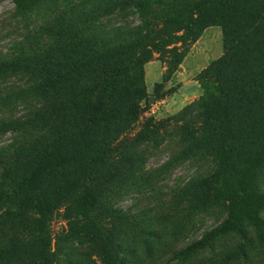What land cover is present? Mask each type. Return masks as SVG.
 <instances>
[{
	"label": "rangeland",
	"instance_id": "obj_1",
	"mask_svg": "<svg viewBox=\"0 0 264 264\" xmlns=\"http://www.w3.org/2000/svg\"><path fill=\"white\" fill-rule=\"evenodd\" d=\"M244 8V0H41L23 12L14 0H0V255L12 254L0 264H32L35 257H20L41 248L45 262L35 264H103L96 232L126 264H264V241L247 222L244 236H207L229 207L216 196L222 186L204 131L203 86L217 96L225 77L245 71L239 66L247 48L237 33L256 34L238 24ZM59 23L67 35L91 27L101 30L102 41L126 46L116 65L136 111L105 124V161L97 165L78 129L103 96L89 94L85 83L52 93L47 106L19 95L37 82L28 61L35 50L48 44L63 57L68 37L49 36ZM253 30L264 32V23ZM257 53L249 70L264 74V40ZM222 59L227 66H211ZM48 151L55 157L52 181L22 198L16 177ZM258 178L264 192V169ZM74 179L98 198L96 212L82 209L84 189H72Z\"/></svg>",
	"mask_w": 264,
	"mask_h": 264
},
{
	"label": "trees",
	"instance_id": "obj_2",
	"mask_svg": "<svg viewBox=\"0 0 264 264\" xmlns=\"http://www.w3.org/2000/svg\"><path fill=\"white\" fill-rule=\"evenodd\" d=\"M40 1L14 0V3L17 9L26 12L35 9ZM205 1L225 5L237 0ZM244 1L245 8L238 24L245 33L250 30L256 34L255 37L251 35L242 37L241 33H237L241 43L247 48L239 66L245 71L235 80L232 77H225L223 88L216 94L217 96H214L213 90L208 86H203L201 110L205 118L204 131L213 143L218 158L222 186V191L216 196L224 197L229 207L227 219L207 236L216 237L229 232H238L244 236L245 222H247L256 229L264 241V218L261 216L264 211V192L257 182L260 171L264 169V74L249 70L254 66L251 65L254 55L258 54L257 46L264 40V32L257 33V30H253L256 23L258 25L264 23V0ZM197 11L195 9L194 13ZM190 20H194L192 15ZM62 26L59 23L53 29L51 27L49 36L68 37L61 43L66 47L62 49L63 57L57 58L56 49H52L48 44L35 50L34 55L28 57V61L33 64L32 70L37 82L34 89L23 90L19 95H34L47 106L55 100L52 93L64 89H80L85 83L84 90L89 94H94L96 98L103 96L104 100L92 108L89 123L78 129L79 136L89 142L93 149V154L89 158L90 163L97 165L105 161V153L101 146L105 124L120 116L126 109L129 110V115L133 114L136 108L131 92L122 77L123 70L116 65L118 55H124L126 46L122 43L102 41L103 35L100 29L80 27L74 30L73 34L70 32L67 35L66 30H62ZM171 41H173L172 37L166 39L164 44L168 45ZM218 64L224 67L228 65V61L215 60L211 66ZM31 151L33 147L26 152ZM54 159L52 151H48L42 156H36L20 170L16 179L22 191L20 192L22 198L35 197L38 191L42 192L43 187L52 181ZM77 186H82L84 189V198L80 203L82 209L87 214L96 212L99 206L98 198L89 186L74 179L72 189ZM5 198H9V195ZM49 206L50 204L47 208ZM35 207L38 212L44 213L41 210L45 206L40 201H37ZM40 226L38 229H41ZM95 228L96 226H91L92 230ZM41 242L43 245L42 240ZM96 243L101 245L100 255L103 264H126L119 252L109 247L105 238L100 237L98 232H96ZM40 251L39 254L24 253L20 259L25 257L28 260V256L31 255V258L35 257L31 260L32 264H35L37 259L45 262L44 250L41 248ZM8 256L0 255V261L7 259Z\"/></svg>",
	"mask_w": 264,
	"mask_h": 264
}]
</instances>
